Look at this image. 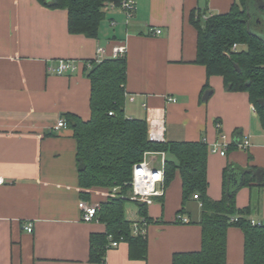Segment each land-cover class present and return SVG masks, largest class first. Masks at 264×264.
Here are the masks:
<instances>
[{"label":"crops","instance_id":"0c3cea01","mask_svg":"<svg viewBox=\"0 0 264 264\" xmlns=\"http://www.w3.org/2000/svg\"><path fill=\"white\" fill-rule=\"evenodd\" d=\"M136 2L129 19L119 7L108 10L99 37H89L69 31L67 9L39 0H0V176L5 180L0 183V264H98L90 261L91 236L107 227L84 221L79 202L101 203L115 188L94 186L87 189L88 198L82 197L76 138L71 127L56 125L66 112L90 118L87 70L99 46L111 51L126 43V115L164 127L166 140H205L211 148L223 135L234 142L235 130L241 129V139L228 145L226 155L209 152L211 198H222L228 164L264 170V128L248 92L227 90L222 76L208 77L206 67L195 62L198 32L190 13L196 8L226 13L235 0ZM61 59L75 61L77 69L63 75L51 71ZM243 139L249 140L246 148L239 145ZM236 202L240 208L255 205L251 217L264 222L263 186L241 187ZM182 203L177 172L164 195L148 204L155 221L146 230L147 259L132 258L129 243L121 242L109 246L106 264H172L175 252L199 250L200 202L189 200L183 214L189 221L177 222ZM131 214L129 220L142 219L138 206ZM30 222L33 232L24 228ZM227 241V261L242 263L243 230L231 226Z\"/></svg>","mask_w":264,"mask_h":264},{"label":"trees","instance_id":"16d2710c","mask_svg":"<svg viewBox=\"0 0 264 264\" xmlns=\"http://www.w3.org/2000/svg\"><path fill=\"white\" fill-rule=\"evenodd\" d=\"M39 1L67 9L69 31L89 37H99L107 17L106 3H120V0ZM190 22L198 32L195 62L206 67L208 77L222 76L227 90L248 92L264 128V0H235L226 13L196 8L190 13ZM235 44L238 46L234 47ZM87 76L91 81L90 118L83 119L71 112L64 114L77 141L82 197L88 198L87 189L94 186L117 188L101 202L97 216L107 229L92 234L90 261L106 264V252L112 240L128 242L132 258L147 259V234L141 230H147L155 219L149 215L147 203L133 200L142 219L129 220L126 203L132 201L134 166L155 151L166 154V185L177 172L181 175L183 203L178 214H184L194 194H198L196 200L201 202V248L175 252L172 264H235L227 261V234L231 226H238L244 232V260L239 264H264V222L251 217L255 205L240 208L236 202L241 187H264V170L228 164L224 170L223 196L211 198L208 194L210 148L205 140L151 141L148 120L126 115L127 55L110 56L101 62L91 60ZM207 88L208 83L204 90ZM241 134L240 128L235 130L236 140L229 144L230 148L235 147Z\"/></svg>","mask_w":264,"mask_h":264},{"label":"built area","instance_id":"2783aa9c","mask_svg":"<svg viewBox=\"0 0 264 264\" xmlns=\"http://www.w3.org/2000/svg\"><path fill=\"white\" fill-rule=\"evenodd\" d=\"M119 7L122 9L127 19L131 18L137 8L136 0H120L119 4L115 2H107L104 9L108 11L112 8ZM156 34L162 32L161 29L154 30ZM238 45L235 44L234 47ZM127 53L126 43H121L119 45L113 46L111 51H108L106 47L99 46L97 49L96 57L93 59L96 62H101L107 57H118L124 56ZM91 63V61H90ZM91 66V65H90ZM77 69V63L69 59H61L55 67H51L50 70L56 74L63 75L68 72H73ZM133 100V97L131 98ZM169 100L176 101L175 98H169ZM220 126V124H218ZM68 127V122L65 119H60L56 125V129ZM149 139L155 142H164L166 141L165 137V128L151 125L149 127ZM229 143L226 141V136H222V141H218L212 144L210 151L213 153H220L226 155L227 148ZM242 147H248L250 145L248 139H243L240 143ZM165 152H149L143 161L137 163L134 166L133 171V181H132V196L131 199L144 202L147 204H152L154 202V197L163 196L165 192ZM159 163V165H157ZM4 177L0 176V183H4ZM117 191V188L114 189V192ZM195 199H199L198 194H194ZM200 202V201H199ZM201 205V202H200ZM79 207L82 211V219L86 222H92L98 220V211L101 208V203L98 202H89L87 200H80ZM177 219L183 222H188L189 218L185 215L178 214ZM254 222V221H253ZM135 232L138 230L137 223L134 224ZM25 230L28 232H33V223H27L24 226ZM143 233L146 232V229L141 230ZM121 241L112 240L110 247H118Z\"/></svg>","mask_w":264,"mask_h":264},{"label":"rangeland","instance_id":"374dc122","mask_svg":"<svg viewBox=\"0 0 264 264\" xmlns=\"http://www.w3.org/2000/svg\"><path fill=\"white\" fill-rule=\"evenodd\" d=\"M132 196V195H131ZM134 201H136V200H134ZM133 200L132 201H128L127 203H126V214L130 217H132V214H131V212H134V210H135V212H136V209H137V203L136 202H134ZM132 210L131 212H128L129 210Z\"/></svg>","mask_w":264,"mask_h":264},{"label":"water","instance_id":"95a60500","mask_svg":"<svg viewBox=\"0 0 264 264\" xmlns=\"http://www.w3.org/2000/svg\"><path fill=\"white\" fill-rule=\"evenodd\" d=\"M211 92H208L207 95H209Z\"/></svg>","mask_w":264,"mask_h":264}]
</instances>
